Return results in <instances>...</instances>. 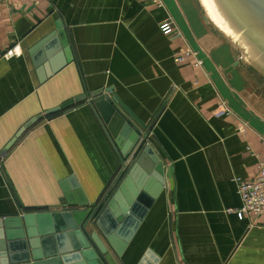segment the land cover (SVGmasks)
I'll list each match as a JSON object with an SVG mask.
<instances>
[{"label": "crops", "instance_id": "0c3cea01", "mask_svg": "<svg viewBox=\"0 0 264 264\" xmlns=\"http://www.w3.org/2000/svg\"><path fill=\"white\" fill-rule=\"evenodd\" d=\"M164 18L170 29L160 26ZM58 19L74 59L39 82L28 50ZM185 50L202 63L175 62ZM107 87L139 120L155 118L149 142L172 182L121 262L264 264V215L237 216L234 182L264 164V79L197 0H0V217L61 208L69 176L90 203L104 191L119 160L97 114L85 100L45 111Z\"/></svg>", "mask_w": 264, "mask_h": 264}, {"label": "water", "instance_id": "95a60500", "mask_svg": "<svg viewBox=\"0 0 264 264\" xmlns=\"http://www.w3.org/2000/svg\"><path fill=\"white\" fill-rule=\"evenodd\" d=\"M204 18L233 46L239 60L264 79V0H204L229 32L197 0ZM61 19L28 50L37 80L44 81L74 59ZM81 100L97 114L119 169L92 203L73 176L62 181L59 209L20 211L0 217V264H123L121 256L147 212L167 185L170 171L149 142L155 118L146 124L112 87L100 88L45 111L54 115ZM40 116L28 120L8 150ZM138 264H145L142 259Z\"/></svg>", "mask_w": 264, "mask_h": 264}, {"label": "built area", "instance_id": "2783aa9c", "mask_svg": "<svg viewBox=\"0 0 264 264\" xmlns=\"http://www.w3.org/2000/svg\"><path fill=\"white\" fill-rule=\"evenodd\" d=\"M153 2L157 3L158 0H153ZM172 25L170 18H164L160 22V26L164 30L170 29ZM189 56L196 58V52L192 50L182 51L174 57V61L179 62ZM201 63L202 61L196 58V64L200 65ZM175 90H177V86L173 84L167 96ZM242 129L240 127V130ZM234 182L241 201V206L236 211L237 216L241 218L243 214H252L253 216L264 215V164H260L258 174L255 177L251 179L236 177L234 178Z\"/></svg>", "mask_w": 264, "mask_h": 264}, {"label": "bare ground", "instance_id": "6f19581e", "mask_svg": "<svg viewBox=\"0 0 264 264\" xmlns=\"http://www.w3.org/2000/svg\"><path fill=\"white\" fill-rule=\"evenodd\" d=\"M203 2H204V4L206 5V3H205L204 0H203ZM206 8H207L208 12L210 13V15H211V16L215 19V21L221 26V28H223L224 30H226L227 32H229V31L227 30V28L224 27L223 24H222L218 19H216V17H215V15L213 14L212 10H210L211 8H209L208 5H206Z\"/></svg>", "mask_w": 264, "mask_h": 264}]
</instances>
